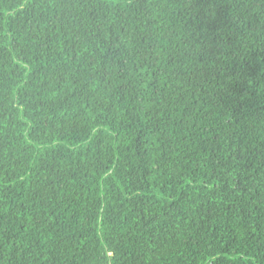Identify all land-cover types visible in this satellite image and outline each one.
I'll return each instance as SVG.
<instances>
[{
    "label": "trees",
    "instance_id": "16d2710c",
    "mask_svg": "<svg viewBox=\"0 0 264 264\" xmlns=\"http://www.w3.org/2000/svg\"><path fill=\"white\" fill-rule=\"evenodd\" d=\"M0 264H264V0H0Z\"/></svg>",
    "mask_w": 264,
    "mask_h": 264
}]
</instances>
